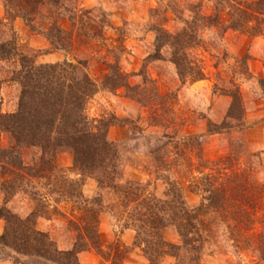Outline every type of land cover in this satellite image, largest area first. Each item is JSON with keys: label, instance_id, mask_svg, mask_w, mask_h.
I'll return each mask as SVG.
<instances>
[{"label": "trees", "instance_id": "1", "mask_svg": "<svg viewBox=\"0 0 264 264\" xmlns=\"http://www.w3.org/2000/svg\"><path fill=\"white\" fill-rule=\"evenodd\" d=\"M206 3L211 6L210 15L204 13ZM4 10L0 26L6 28L9 24L13 35L7 38L0 31V65H11L7 75L20 87V95L16 110L11 113L4 112L0 99V221L5 222L0 236V263L16 254L33 259L32 264H81L83 254L95 251L111 264H124L125 257L139 249L149 264H161L166 258L177 264H202L206 248L219 247L223 241L232 242L231 247L239 251L259 253L260 261H264V179L251 163L259 157L257 153L238 151V146L232 152L239 161L229 158L226 162L230 164L220 171H216L219 163L204 159V167L210 172L192 177L187 186L191 193L201 196V203L195 208L186 203L185 185L171 180L174 168L167 159L168 149L176 136L156 139V146L149 150L155 168L149 176H154V181L127 178L122 162L124 147L109 137L110 130L124 122L113 115L91 118L89 104L101 88L88 72L87 59L69 57L101 31L100 26L89 23L91 18H86L91 11L80 8L78 0H4ZM184 12L190 17L184 18ZM173 13L184 28L176 34L157 29L159 41L174 42L180 49L200 43V28L221 27L250 36L261 35L264 28V0H199L190 1L183 8L176 2ZM222 15L228 19L223 20ZM17 19L46 38L50 46L47 53L63 52L66 60L42 64L38 55L23 53L15 38ZM67 21L71 29L64 28ZM115 58V63L108 64L110 73L102 82L103 89L140 91L143 95L140 86L130 85L120 58ZM174 60L182 80L204 79L202 71L191 69L177 54ZM261 86L264 91V80ZM231 97L227 119L241 122L235 128H242L243 100L238 91ZM157 99L160 100L149 106L155 107L151 124L154 127L164 126L161 122L165 96ZM231 128L229 123H209L208 134ZM179 141L183 148L173 144L178 155L183 156L187 150L203 153L202 136L188 134ZM61 153L73 156L76 178L69 177L59 166ZM88 178L98 185L93 197L84 192ZM161 184L163 195L159 194ZM19 196L31 206L27 216L14 210L12 203ZM53 196L57 206L72 205L68 224L74 240L70 249H60L48 232L38 228L40 219L50 217ZM105 213L120 221V235L127 230L135 232L131 247L121 236L115 244L103 243L101 216ZM170 231L179 237V243L167 240ZM220 235L226 238L222 242ZM15 264L26 263L15 259Z\"/></svg>", "mask_w": 264, "mask_h": 264}, {"label": "rangeland", "instance_id": "2", "mask_svg": "<svg viewBox=\"0 0 264 264\" xmlns=\"http://www.w3.org/2000/svg\"><path fill=\"white\" fill-rule=\"evenodd\" d=\"M190 1L199 0H78L80 8L91 11L89 17H86L91 18L89 23L100 26L101 31L87 39L84 47L69 57L87 59L88 72L101 88L90 101L91 118L113 115L124 122L113 127L109 137L111 141L124 147L122 162L126 177L142 182L149 179L154 181L155 177L149 176L155 170L148 156L149 150L156 146V139H162L164 135L176 136L168 149L167 159L172 162L174 168L170 173L171 180L180 181L185 185L186 203L189 207L195 208L201 203V196L191 193L187 186L192 177H201L210 172L204 167V159L219 163L217 169L216 167L213 169L220 171L230 164L226 162L229 158L233 157L236 162L239 161L232 152L233 149L238 150L239 146L238 151L259 155L253 158L251 163L264 179V133L254 132L256 126H260L264 121L254 120L264 99L261 86V81L264 80V49L260 45V40L264 38V28L262 34L258 36L233 30L225 31L221 27L200 28V43L187 45L185 49H180L174 42H160L157 29L176 34L184 28L183 22L174 15L173 7L178 2L183 8ZM210 7V4L206 3L205 14H211ZM183 17L189 18V13L184 12ZM222 19L227 20L228 17L222 15ZM63 26L71 29L68 21ZM0 31L4 32L7 38L13 35L9 31V24L6 28L0 26ZM15 32V38L23 53L38 55L39 63L53 64L66 60L65 53L54 52L58 54V58H54L52 63L43 62L44 55L52 54L47 53L49 43L43 35L32 32L25 22L23 31L19 32L15 28ZM176 54L191 69L196 72L202 71L204 79L198 82L192 81L191 78L182 80L179 68L174 63ZM115 57L120 58L122 72L129 76L130 85L140 86V90L145 92L143 95L140 91L119 89L109 92L103 89L102 82L110 73L108 64L115 63ZM10 67V64L0 65V99L3 101V110L7 113L16 110L20 95V87L11 82L7 75ZM181 69L184 71L186 68L182 65ZM234 91L240 93L245 108L242 128H235L241 122L227 119L233 103L231 94ZM157 96H165L166 100L162 113L164 121L161 122L164 126L160 127L151 125L152 116L156 112L155 107H149L150 103L155 104L154 101L161 99H157ZM139 97L142 98L141 102H138ZM209 123L221 126L229 123L232 128L225 129L220 134L210 135ZM250 125L254 126L252 127L254 129L250 128ZM188 134L202 136L203 153L187 150L188 152L180 156L175 152L173 148L175 144H179L180 149L183 148L179 139ZM58 163L67 171L69 177L76 178V172L72 169L71 154L61 153ZM163 188L161 184L159 188L161 195ZM84 192L89 197L95 196L98 192L97 182L88 178ZM1 200L0 194V203ZM28 203L26 198L19 196L12 205L15 211L27 216L31 211ZM71 209L72 205L67 203L57 206L53 196L50 198L49 219L39 220L38 228L48 232L60 249H70L74 240V234L70 232L68 224L72 217ZM101 220L102 239L105 245L115 244L118 236L123 238V234L120 235L122 224H119L120 221L113 214L105 213ZM0 225L1 236L4 233L5 222L0 221ZM128 236L131 238L123 241L131 247L135 240V232L129 233ZM224 239H226L224 236H219L220 242ZM167 240L180 242L179 237L172 231L167 233ZM221 244L219 247L211 245L206 248L202 264H253L256 261L264 263L260 261L259 253L239 251L232 248L233 243L229 241H223ZM89 253L97 256V264H111L95 251ZM89 253L81 256V264L94 263V257ZM11 255L12 258L0 264H15V259H20V262L26 264L33 263V259ZM124 264L149 263L140 250L136 249L125 257ZM161 264L177 263L174 259L166 258Z\"/></svg>", "mask_w": 264, "mask_h": 264}, {"label": "crops", "instance_id": "3", "mask_svg": "<svg viewBox=\"0 0 264 264\" xmlns=\"http://www.w3.org/2000/svg\"><path fill=\"white\" fill-rule=\"evenodd\" d=\"M5 17V10H4V0H0V19H3ZM14 26L16 28V30H18L19 32L23 31L24 29V22L21 19H17L14 23ZM260 45H262V48L264 49V38L262 40H260ZM46 47V45H45ZM47 48V47H46ZM45 61L46 63H52L54 58H58V54L57 53H52V54H47L44 55ZM262 106L260 107V110L258 111V114H256V116L254 117V120H264V99L262 100ZM254 126L250 125V128H252ZM254 129V128H252ZM255 134H260V133H264V121L262 122V124L260 126H256L255 128ZM1 227V225H0ZM129 233H134L132 230H127L123 233V240H128L129 237ZM128 234V235H127ZM133 236V235H132ZM132 242H133V237H132ZM130 240V241H131ZM128 241V242H130ZM90 255H92V257H94L93 264H97V256H95L93 253H89ZM83 256V255H82ZM9 264H13V263H9Z\"/></svg>", "mask_w": 264, "mask_h": 264}]
</instances>
